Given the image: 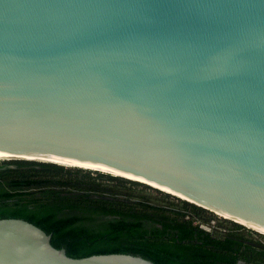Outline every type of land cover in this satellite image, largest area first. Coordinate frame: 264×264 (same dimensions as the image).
Returning a JSON list of instances; mask_svg holds the SVG:
<instances>
[{
  "label": "water",
  "instance_id": "water-1",
  "mask_svg": "<svg viewBox=\"0 0 264 264\" xmlns=\"http://www.w3.org/2000/svg\"><path fill=\"white\" fill-rule=\"evenodd\" d=\"M0 161L125 179L264 232V0H0ZM0 264L152 263L69 258L0 219Z\"/></svg>",
  "mask_w": 264,
  "mask_h": 264
},
{
  "label": "trees",
  "instance_id": "trees-1",
  "mask_svg": "<svg viewBox=\"0 0 264 264\" xmlns=\"http://www.w3.org/2000/svg\"><path fill=\"white\" fill-rule=\"evenodd\" d=\"M8 165L15 168L1 169V166ZM91 173L115 186L154 190L89 170L69 169L51 163L1 161L0 219H19L37 227L49 236L54 249H63L65 255L73 259L125 254L152 264H264V251L257 250L236 235L216 238L198 229L191 218L205 210L183 200L179 201V210L145 203H140L138 209L111 194L90 192L85 193V198L83 195H65L80 191L64 189L68 185L62 180L65 175L75 174L84 178ZM51 188L67 191L58 192V189ZM32 189L38 190L37 193H30ZM154 191L163 198L170 197ZM92 196L117 200L90 199ZM65 208L76 212L63 215L61 210Z\"/></svg>",
  "mask_w": 264,
  "mask_h": 264
},
{
  "label": "rangeland",
  "instance_id": "rangeland-1",
  "mask_svg": "<svg viewBox=\"0 0 264 264\" xmlns=\"http://www.w3.org/2000/svg\"><path fill=\"white\" fill-rule=\"evenodd\" d=\"M14 169V165L1 166V169ZM66 168V167H64ZM70 169V168H69ZM62 180L67 181L68 185L64 189H78L85 193L97 192L102 194H111L114 197L120 200H126L128 203H131L135 206V208H140V203H145L148 205H156L161 206L166 209L179 210L181 209V205L179 203V199H174V197L163 198L159 193L154 190H147L141 187H131L128 185L125 186H115L112 182L108 181L105 178L97 179L93 173L88 174L87 177L82 178L81 176H76L75 174L65 175ZM82 188V189H81ZM151 188V187H150ZM58 189V188H51ZM49 190V189H44ZM43 190V191H44ZM77 190V191H78ZM38 190L32 189L30 193H37ZM58 192H66L67 190H57ZM158 191V190H157ZM160 192V191H159ZM163 193V192H162ZM166 194V193H165ZM169 195V194H168ZM204 210V209H203ZM191 216H188L190 219ZM192 223L194 225L200 223H206L210 220L215 221V229L212 231V236L219 238L223 237L227 234H234L237 237L241 238L245 243H250L253 245H258V249L264 251V236L261 234L254 233L255 231L248 229L246 227H241L242 229H238L233 226L234 223L225 220L215 214L206 211L200 213L195 218H191ZM239 226L237 224H234ZM253 231V232H252Z\"/></svg>",
  "mask_w": 264,
  "mask_h": 264
},
{
  "label": "bare ground",
  "instance_id": "bare-ground-1",
  "mask_svg": "<svg viewBox=\"0 0 264 264\" xmlns=\"http://www.w3.org/2000/svg\"><path fill=\"white\" fill-rule=\"evenodd\" d=\"M0 162H1V161H0ZM42 163H46V162H42ZM51 164H54V163H51ZM55 165H59V166L66 167V168H76V167L65 166V165H60V164H55ZM81 169H82V168H80V170H81ZM85 170H87V169H85ZM154 189H155V188H154ZM156 190H158V189H156ZM158 191L163 192V193H166V194H169V193L164 192V191H161V190H158ZM169 195H171V196H173V197H175V198H177V199H181V200H183V201H187V202L193 203V204H195V205H197V206H199V207H201V208H205V209H207L208 211H210L211 213L215 214L216 216H219V217H221V218H224V219L230 220V221H232V222H234V223H236V224H238V225H241V226H243V227H246V228H248V229H251V230L255 231L256 233H259V234H261V235L264 236V232H263V231H261V230L255 228V227H253V226H250V225H248V224H246V223H244V222H242V221H240V220H237V219H235V218H233V217H231V216H229V215H227V214H224V213H222V212H220V211H217V210L211 209V208H209V207H206V206H203V205L197 204V203H195V202H192V201H189V200L183 199V198H181V197H178V196H175V195H172V194H169Z\"/></svg>",
  "mask_w": 264,
  "mask_h": 264
},
{
  "label": "built area",
  "instance_id": "built-area-1",
  "mask_svg": "<svg viewBox=\"0 0 264 264\" xmlns=\"http://www.w3.org/2000/svg\"><path fill=\"white\" fill-rule=\"evenodd\" d=\"M196 226L198 227V229L208 233V234H211L212 231H214V229L216 228L215 227V221H208L206 223H200V224H196Z\"/></svg>",
  "mask_w": 264,
  "mask_h": 264
},
{
  "label": "flooded vegetation",
  "instance_id": "flooded-vegetation-1",
  "mask_svg": "<svg viewBox=\"0 0 264 264\" xmlns=\"http://www.w3.org/2000/svg\"><path fill=\"white\" fill-rule=\"evenodd\" d=\"M65 195H67L69 197H72V196H75V195L76 196H82L83 195V198H85V192H80V191L79 192H74V193H66ZM90 199H94V198L90 197ZM61 212H62L63 215H71L72 213L75 214L76 211L69 210V209L65 208V209L61 210ZM253 246L258 247V245H253ZM257 250H261V249H257Z\"/></svg>",
  "mask_w": 264,
  "mask_h": 264
}]
</instances>
